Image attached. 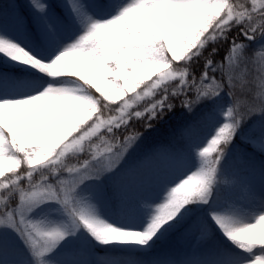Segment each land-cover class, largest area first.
Segmentation results:
<instances>
[{"label":"snow or ice","instance_id":"obj_1","mask_svg":"<svg viewBox=\"0 0 264 264\" xmlns=\"http://www.w3.org/2000/svg\"><path fill=\"white\" fill-rule=\"evenodd\" d=\"M26 2L27 8L9 9V27L0 8V56L27 66V71L0 68V189H7L0 199L19 194L17 207L0 211V252L6 245L3 237L11 231L34 264H52L47 257L71 244L68 238L82 228L100 244L135 243L149 251L173 235L194 237L198 245L192 249L204 252H215V245L207 242L222 230L239 249L264 252V189L246 186L245 204H233L227 214L202 208L216 199L221 177L228 176L229 156L243 160L249 146L253 154L264 155V91L258 103L246 107L232 91L237 87L233 68L248 59L246 50L257 36L264 40V0H252L251 8L230 0ZM21 31L28 32L30 43L17 41ZM220 50L226 55L217 59ZM259 55L264 73V51ZM196 62L199 70L192 74L189 69ZM209 71L220 72L221 81L213 78V86L206 87ZM169 81H179L181 87L170 90L165 86ZM260 83L264 90V75ZM239 86L244 87L242 77ZM225 95L233 97L230 104ZM116 100L120 105L110 108L109 102ZM173 100L194 119L166 143L138 155L147 130L176 108ZM142 101L143 110H138ZM106 111L115 115L105 116ZM222 113L228 122L220 121ZM134 118L141 120L144 133H128ZM207 126L213 131L205 147L196 136ZM93 137L104 145L102 152ZM81 155L89 158L79 166L65 162ZM197 157L198 170L187 175L184 170L190 171ZM22 164L28 168L27 188L21 186L25 177L16 171ZM252 166L264 177V159ZM6 172L11 175L5 177ZM37 172L39 183L33 179ZM50 175L56 177L55 185L49 183ZM157 189L163 193L158 204L154 202L160 194L153 195ZM109 192L137 223L117 225L103 218L100 205ZM47 203L58 204L66 220L30 218ZM140 205L155 212L143 231L133 230L146 222L137 215ZM257 206L249 222L246 207L255 212ZM222 243L225 247L208 264H264V254L251 259ZM68 259L70 264H87V251L81 246ZM152 264L205 261L185 256L153 258Z\"/></svg>","mask_w":264,"mask_h":264},{"label":"trees","instance_id":"obj_2","mask_svg":"<svg viewBox=\"0 0 264 264\" xmlns=\"http://www.w3.org/2000/svg\"><path fill=\"white\" fill-rule=\"evenodd\" d=\"M230 2L235 3H244L245 7L251 8L252 0H230ZM26 0H15V4H13V0H0V8L5 10V16L3 19V24L7 22L8 11L9 9H18V8H26L25 6ZM7 19V20H6ZM23 38L26 43H30L29 34L27 31H23ZM244 42V41H237ZM247 43V42H245ZM264 40H260L259 36H257V40L252 42L249 48L246 50V56L248 59L239 62L233 68V75L237 78V87L232 89L234 92L235 99H238L243 102L244 107L248 104L255 101L258 89L259 82L257 77V63H259V53L264 51ZM224 47H228V45H224ZM226 55V52L223 50L219 51L217 59L220 56ZM0 68H10L14 69L17 67L9 66L4 64L2 60H0ZM22 71H27L25 69L20 68ZM199 70V62H196L192 67H190L189 71L192 74H195ZM210 79L205 81L206 87L213 86V78L216 82L221 81V73L220 72H212L209 71ZM243 78L244 87L241 88L239 86L240 78ZM155 79V77H153ZM199 79V78H197ZM189 81H191V76L189 77ZM148 83V81H145ZM170 90L174 88H180L181 84L179 81H169L166 85ZM143 87V85L141 86ZM140 89H137L139 91ZM132 95V93H129ZM189 98L194 97V91H190L188 93ZM183 97H181L182 99ZM226 101L231 103L233 97H227L225 95ZM146 101H142L140 103L138 110H143V105ZM121 101L116 100L109 102L110 108L115 109L119 106ZM173 103L176 104V108L168 113L160 122H155L154 128L147 130L143 137V142L148 146H155L161 143H166L174 134H176L179 128L188 122L189 120L194 119L193 114L188 113L186 110L182 109L179 103V100H173ZM198 107V106H196ZM227 107V104H225ZM95 115V114H94ZM115 115V112H105V116ZM220 121L224 122L227 119L226 113H222L220 116ZM90 122V121H89ZM143 122H147V118L145 117ZM251 123V122H250ZM222 126V123L219 124ZM218 129V128H217ZM117 132L124 131L123 128L116 130ZM133 131L144 133L145 130L142 126L141 120L133 119L130 121L128 127V133ZM212 127L207 126L198 130L196 141H203L205 137H209V133L212 132ZM75 133L74 135H77ZM101 135H104L103 130H101ZM111 139V137H108ZM122 139V137H120ZM95 144L100 148V151H103L104 145L100 140H97L95 137L93 138ZM87 147V145H86ZM223 147V145H221ZM243 147V145H242ZM246 155L243 160L236 159L233 156H229L227 163L225 165L226 172L228 173L227 177H221V184L218 185L216 190V199H214L210 205H203L202 208L204 212H208L210 209H214L220 212H224L229 209L230 206L235 204L236 206L245 204V188L248 185H251L253 188L255 187H263L264 188V177H262L257 169H254L252 166L253 161H259L260 159H264V155H260L259 153H252V150L249 147L245 148ZM210 155L214 156L215 153H211ZM89 158L87 155H81L79 158L69 157L65 160L69 166L75 165L79 166V164L83 161V159ZM37 169L40 167L39 165L35 166ZM27 165L22 164L19 169H17V174L24 176L25 179L21 181V186L27 188ZM11 173L6 172L5 177L10 176ZM66 173H62V176H65ZM0 179H4L0 177ZM33 179L36 183H39V173H34ZM233 180L235 181L233 183ZM55 176H49V183L55 182ZM7 192V189H0V197H4ZM19 194H17L12 200L10 199H0V211L4 208V203L9 202L10 204L17 203ZM108 206L110 210L113 212V217L117 219L119 222H125L130 219L128 209L123 208L116 201L115 198L111 196L109 192V196L107 198ZM138 216H143L137 214ZM144 217V216H143ZM145 218V217H144ZM191 238H182L177 235H173L169 239L163 240L155 245L152 251H149L145 254L138 256H129L126 258L124 254L117 251H108L104 248L96 246V256L99 257L106 264H152L153 258H168V259H179L184 258V252L186 253V247ZM225 247V244H219V247L214 251L200 252L196 254H188L187 256L199 257L201 260L205 261V264L212 259L214 254L218 253L221 249ZM136 258V259H135Z\"/></svg>","mask_w":264,"mask_h":264},{"label":"rangeland","instance_id":"obj_3","mask_svg":"<svg viewBox=\"0 0 264 264\" xmlns=\"http://www.w3.org/2000/svg\"><path fill=\"white\" fill-rule=\"evenodd\" d=\"M27 8V2L25 4ZM8 19V20H7ZM7 22L4 23L5 27H9L10 25V20L9 17H7ZM16 39L18 42L22 44H26L25 39L23 38V31L16 33ZM0 60L4 64H7L9 66L13 67H20L22 69L27 70V66H21L17 65L14 62L9 61L6 57L0 56ZM262 60V57H259V63H257V77H258V82H259V89L256 95V98H258L262 94V88H261V83H260V77L264 75V73H261L259 70L260 66V61ZM255 98L254 102H259L258 99ZM224 122H228V120H224ZM218 130V129H216ZM75 133H73L74 135ZM214 134V133H213ZM94 138V137H93ZM211 136L207 138V142L203 141H196L197 143H202L203 146H208V143H210ZM151 147L153 146H148L145 145L144 143L140 144V148L138 149V155H142L144 152L148 151ZM199 167V158L197 157V161L194 163V165L191 167L190 171L185 169L184 171L186 172L187 175H192L194 172L198 170ZM62 178H66L65 176H62ZM172 179H176V176L171 177ZM186 178V177H185ZM55 182H52L53 185H55ZM83 187V186H82ZM257 192L261 191L264 189L263 187H255L254 188ZM90 191V189H87ZM159 189L156 190V192L153 193V195H159ZM161 199L156 200L154 203L158 204L163 202V193L160 194ZM12 200V198H11ZM18 201V202H17ZM17 203L15 204H10L9 202L4 203V208L6 206L8 207H17L19 205V196L18 199L16 200ZM246 202V201H245ZM149 205L153 203V201L148 202ZM233 211V207L230 206L228 210L222 212V213H230ZM259 211V207L257 206L256 211L254 212L253 209L247 208L246 207V212H247V219L249 222L253 221L255 218L256 212ZM139 215H143L146 220L144 223L143 228L136 227L133 230H139L143 231L147 228L148 224L151 222V216L155 214L154 208L148 207L145 208L143 205L139 206L138 210ZM100 214L103 216L104 219L108 220L110 223H115L117 225L122 224V223H137L136 220H133L132 218L126 220L125 222H119L115 217H113V212L110 210L108 206L107 199L101 202L100 205ZM30 218L33 220H46L49 222H55V223H61L66 220V217L63 214L62 209L60 206L56 203H47L43 204L40 207L36 208L30 215ZM3 239L6 242L5 248L2 252H0V264H34V260L31 256V253L27 250V248L24 246L23 242L20 240L19 236L15 232L9 231ZM69 240L72 241L71 244H63L60 249H58L55 253L51 254L47 259L52 262V264H70V261L68 259L70 254H75L76 252L79 251L81 246H83L86 251H87V264H106L103 262L101 259H99L98 256H96V246L104 248L105 250L108 251H117L122 254L126 258L129 256H138L145 254L149 252L144 246L135 244V243H113V244H100L97 242L91 235L86 231V229H81L79 233H77L76 237H69ZM226 242V245L231 246L233 248H237L238 251L243 252L245 256L255 259L256 255H262L264 252H261L260 250H254L253 252H247L244 249H239L237 245L233 244L231 241L227 239V237L224 235L222 230H217V232L213 235L212 239L209 240L207 243L208 244H214L215 249L219 247V244H225L222 243ZM203 242H200V245H202ZM198 245L197 240L193 237L191 240L188 242L187 247H186V253L184 252V255L187 256L188 254H196L200 252H204L202 250L196 251L193 250L192 247ZM207 247V245H204ZM207 253V252H205ZM136 259V258H135ZM80 264H83V261L80 262ZM244 264H248L247 261L244 262Z\"/></svg>","mask_w":264,"mask_h":264},{"label":"clouds","instance_id":"obj_4","mask_svg":"<svg viewBox=\"0 0 264 264\" xmlns=\"http://www.w3.org/2000/svg\"><path fill=\"white\" fill-rule=\"evenodd\" d=\"M192 191H195V189H192Z\"/></svg>","mask_w":264,"mask_h":264}]
</instances>
